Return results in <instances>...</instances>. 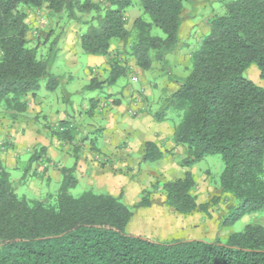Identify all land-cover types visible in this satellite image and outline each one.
<instances>
[{
    "label": "trees",
    "instance_id": "16d2710c",
    "mask_svg": "<svg viewBox=\"0 0 264 264\" xmlns=\"http://www.w3.org/2000/svg\"><path fill=\"white\" fill-rule=\"evenodd\" d=\"M184 0H138L140 14L127 27L132 0H0V105L22 112L24 96L57 88L60 78L50 72L53 51L38 56L29 46L26 8L45 5L52 14L65 13L80 21L91 13L78 39L88 55H110L112 41L123 44L136 66L148 70L154 60L178 45ZM209 30L190 53V69L176 91L166 97L156 118L166 111L180 114L172 140L185 147L184 165L219 154L223 170L219 194L232 199L219 226H230L246 214L264 212V0H230L224 12L208 21ZM163 37L151 34L152 28ZM107 83L125 74L119 52ZM255 65L262 85L244 76ZM105 82L93 79L88 89ZM65 133V132H62ZM67 136V134H65ZM142 161L162 153L145 142ZM63 172L61 185L48 200L19 196L8 173L0 168V264H264V226L245 224L213 239H157L128 234L130 209L118 198L86 191L68 193L74 179ZM190 171L163 184L164 202L176 213L205 209L196 203ZM217 198H215L216 201ZM139 206L149 205L142 197Z\"/></svg>",
    "mask_w": 264,
    "mask_h": 264
},
{
    "label": "crops",
    "instance_id": "0c3cea01",
    "mask_svg": "<svg viewBox=\"0 0 264 264\" xmlns=\"http://www.w3.org/2000/svg\"><path fill=\"white\" fill-rule=\"evenodd\" d=\"M212 14L214 15L213 10L202 19L191 22L190 10L183 8L179 42L175 50L166 56L167 61H175L178 58L182 60L185 58L188 61L190 54H187L189 48L187 42L190 36L196 29L195 35L200 40L201 34L204 35L209 30L208 21L213 16ZM126 15L128 16L127 13ZM138 15L132 17L131 24ZM76 33L77 29L75 32L64 31L60 40L62 56L66 61L64 63L68 66L79 64L81 49L77 36L82 32L77 33V36ZM122 47L121 41L114 40L110 47V55L87 54V60L81 71L83 77L77 88H72L73 90L69 88L72 77H68V80H60L61 85H65L62 98L54 100L50 94L40 93L39 89L34 94L24 96L23 99L26 103L24 111L16 112L7 109L6 113L0 112V168L8 173L12 183L20 184L22 181H29L30 190H33L32 186L34 187L33 179L43 180L46 183L53 181L55 185H60L63 172L73 170L76 176L74 182H86L91 188H94L92 184L103 176L118 177L128 162L130 164L141 162L145 153V142L154 143L162 153V156L156 161L171 164L176 161L173 156L185 154L184 146L175 145L172 140L173 128L176 123L171 115L174 113L166 111L164 118L158 120L156 116L159 112L155 110L151 112L153 104H156L157 101V99L151 100L155 95L154 90L166 88L167 91L164 95L168 97L176 91L183 76L169 78L165 75L163 68L160 71L154 69V62L150 69L143 70L136 66L135 60L132 58L131 62H119V64L126 66L125 74L120 77L127 76L130 83L133 84L122 85L119 90L114 92L110 88L116 84L120 77L114 83H107L112 70V62H109V58L112 56V51L115 52V49L120 50ZM56 59L57 55L55 61ZM93 79L105 83L100 88L88 89L87 86ZM257 84L262 85V81L259 80ZM104 87H108L109 92L103 98L99 96L81 97L80 104L77 103L78 100H72V93H80L83 90L94 92L103 90ZM139 91H143L145 96H140ZM130 110L133 112L132 114L129 113ZM94 112H97L96 116L93 115ZM82 113L91 116L96 122L87 125L80 124L73 131H69L67 124L71 122L73 116H81ZM22 118L29 121L23 124ZM40 119L43 121L42 124H40ZM98 122L99 124H97ZM99 126L102 129V138L100 139L102 142L98 144L100 150L94 144V140L90 141L87 138V135L96 132V127ZM126 135L131 138L127 139ZM81 144L88 147L96 145L97 148H88L89 151L84 152L81 158L74 160L77 152H81ZM136 151L138 154H135ZM178 159H182V157H178ZM96 160L101 162L97 164ZM172 165L174 167L173 179L182 177L184 171L187 170L185 168L180 171L175 164ZM19 171H23L22 177L13 175ZM34 194L39 197L40 192L35 191ZM257 222L264 225V220Z\"/></svg>",
    "mask_w": 264,
    "mask_h": 264
},
{
    "label": "rangeland",
    "instance_id": "374dc122",
    "mask_svg": "<svg viewBox=\"0 0 264 264\" xmlns=\"http://www.w3.org/2000/svg\"><path fill=\"white\" fill-rule=\"evenodd\" d=\"M94 1L97 2V0ZM228 1L230 0H184L183 7L190 10V20L191 22H193L202 19V17L206 16L210 12L212 13V10L216 15L222 14L224 12V5ZM132 2V6H130L126 10L129 16H127L128 28L131 26L132 17L136 14L141 13L140 9L137 6L138 0H132ZM24 10L27 14L26 22L29 27L27 34L29 46H36L38 48V56L40 57H47L51 52L54 51L57 55V59L50 66V72L57 76L62 75L59 76L61 81L68 80V77H72L71 82L69 83V88H71V90H73L72 88H77L81 82V78L83 77L81 71L84 62H86L87 60V54L80 50L78 59L79 64L76 66H68L64 63L66 61L62 56V44L60 40L64 31L75 32V29H77L78 34L80 32H85L88 28V21L92 16L91 13L81 14L80 21H72L68 20L65 17L64 12L52 14L46 9L45 6L33 9L26 8ZM195 31L196 29L193 31L192 35L189 38V41L187 42L189 45L187 54H190L195 49H197L203 36L207 34H201V38L200 40H198L195 35ZM151 34L160 37L164 36L162 31L155 27L152 28ZM77 37H79V35ZM115 50V52L112 51V56L110 58H113V56H115L119 52L120 62L132 61V58L127 55V53H124V50H126L124 49V47H122V49L120 50ZM123 53L125 56L123 55ZM153 62V64L155 65L154 69L160 71L163 68V71L166 73L165 75L167 77L169 76V78H177L180 76L184 77L187 75L190 69L189 59L188 61H186L185 58H183V60L178 58L175 61H167V63L159 62L158 60H154ZM186 62L187 64L185 65ZM257 74L258 70L255 65H251L244 72V76L252 80L256 84L260 80ZM128 83L129 85L133 84L130 83L127 76H122L117 80L116 84L111 86L110 89L116 92L122 85L124 86ZM45 85L46 79L44 78L40 81V93L44 92L50 94V96L54 100H56V98H62L63 87L65 85L62 86L61 82H59L57 88L54 90H47L45 88ZM154 91L155 95L151 100L155 101L157 99V101L156 104H153L151 112H153L154 110L159 112V110L164 105L166 99L164 93L167 90L166 88H164L163 90L157 89ZM108 92V87H104L103 90H97L94 92L90 90H83L80 91V93H72V100H78L77 103L80 104L81 97L94 98L99 96L103 98L106 94H108ZM139 95L143 97L145 96L143 94V91H139ZM6 111L7 109L4 107V105H0V112L6 113ZM95 114H97V112L93 113L94 116H96ZM171 116L175 120L174 123H177L180 114L175 112ZM21 121L23 124H25L29 120H23L22 118ZM42 122V119H40V124H42ZM91 122L96 121L94 120V118H91V116L82 113L81 116H73L71 122L67 124V128L69 129V131H73L74 129H76V127L80 126V124L87 125ZM97 124H99V122ZM96 128L97 131L93 132L90 135H87V138L90 139V141L94 140V144H96L100 150L98 144L102 142L100 141V139L102 138V129L100 126ZM126 138L130 139L131 136L126 135ZM81 141H84V139H81ZM96 145H92L91 147L96 149ZM175 145L179 146V144ZM91 147H88L87 145L83 146L81 144V152H77L74 160L81 158L84 152L89 151L88 148ZM103 151L106 152V150L104 149ZM135 154H138V152L136 151ZM178 157H182V159H178ZM173 158H175L176 161L171 162V164H169L168 162L163 163L162 161H151L146 163H143L141 161L137 164H130L128 162V165L122 168V175L120 174L116 178L103 176L100 180L98 179V181L92 184L94 188H91L90 185L86 182L77 181L74 183V185L69 187L68 193L76 197L83 192L91 191L93 193L108 194L118 198L130 209L132 213L129 222L125 227V232L141 237L157 239L159 241L171 240L175 238L213 239L214 237H218L224 241L228 233L238 232L242 230L245 224H259L260 222L257 221L264 220V212H260L259 214L255 213L256 215L246 214L232 225L220 227V220L232 202V199L230 197L219 194L217 185L218 176L224 167L221 155H207L199 159L198 161H195L191 165H184L182 163L183 159L186 158V150L185 154L180 156H173ZM96 162L98 164L101 161L96 160ZM172 164H175V166L178 167L180 171H183L185 170V168H187V170H185L184 172H191L195 181L193 194L195 195L196 203L199 206L205 205V209L203 211L201 209L194 211L189 215H181L176 213L164 202V192L162 186L165 182L171 181V179L173 180L172 177L174 174V167ZM69 173L70 179L76 178L75 172H73V170H69ZM13 175H19L22 177L23 171H19L18 173ZM33 180V190H30L28 187L29 181H22L20 184H18L17 182L12 183L16 193L19 196H25L30 199L35 198L48 200L51 196L56 195L61 185V183L60 185H55L53 181L46 183L43 180ZM35 191L40 192L39 197L34 194ZM142 197H145L149 201V205H138V202ZM215 198H217L216 201Z\"/></svg>",
    "mask_w": 264,
    "mask_h": 264
},
{
    "label": "built area",
    "instance_id": "2783aa9c",
    "mask_svg": "<svg viewBox=\"0 0 264 264\" xmlns=\"http://www.w3.org/2000/svg\"><path fill=\"white\" fill-rule=\"evenodd\" d=\"M134 80H135V78H134ZM129 113L132 114L133 112L130 110Z\"/></svg>",
    "mask_w": 264,
    "mask_h": 264
}]
</instances>
